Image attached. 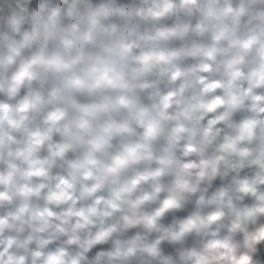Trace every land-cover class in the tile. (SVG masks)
Wrapping results in <instances>:
<instances>
[{
    "label": "clouds",
    "instance_id": "1",
    "mask_svg": "<svg viewBox=\"0 0 264 264\" xmlns=\"http://www.w3.org/2000/svg\"><path fill=\"white\" fill-rule=\"evenodd\" d=\"M0 264H264V0H0Z\"/></svg>",
    "mask_w": 264,
    "mask_h": 264
}]
</instances>
